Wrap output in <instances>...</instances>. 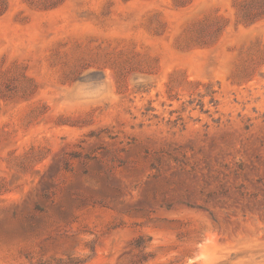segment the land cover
Wrapping results in <instances>:
<instances>
[{"label": "rangeland", "instance_id": "rangeland-1", "mask_svg": "<svg viewBox=\"0 0 264 264\" xmlns=\"http://www.w3.org/2000/svg\"><path fill=\"white\" fill-rule=\"evenodd\" d=\"M0 264H264V0H0Z\"/></svg>", "mask_w": 264, "mask_h": 264}]
</instances>
